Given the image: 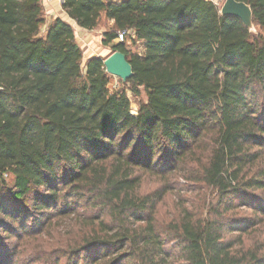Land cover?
Masks as SVG:
<instances>
[{
  "label": "trees",
  "instance_id": "1",
  "mask_svg": "<svg viewBox=\"0 0 264 264\" xmlns=\"http://www.w3.org/2000/svg\"><path fill=\"white\" fill-rule=\"evenodd\" d=\"M235 1L253 32L206 0H63L83 30L113 22L101 44L146 97L132 115L70 25L42 33L40 0H0V264L4 236L52 229L44 264H264V0ZM120 31L134 38L114 43Z\"/></svg>",
  "mask_w": 264,
  "mask_h": 264
},
{
  "label": "rangeland",
  "instance_id": "2",
  "mask_svg": "<svg viewBox=\"0 0 264 264\" xmlns=\"http://www.w3.org/2000/svg\"><path fill=\"white\" fill-rule=\"evenodd\" d=\"M213 2L218 8H221L225 0H206ZM111 26H108L107 21L103 18L100 20L98 27L96 30L92 33V37H90L89 44H85L84 42H79L78 45L80 46L83 54V60L82 64L84 65L87 59L90 57H100L102 59L107 58L111 51L109 48H105L102 46V31H109ZM45 31V27H42L41 32L43 33ZM86 38V37H85ZM85 38H81L80 40H84ZM85 41V40H84ZM116 43V42H114ZM125 46L128 48L131 54H138L142 55L144 52L143 46L140 42L133 43L130 39L128 42H126ZM108 89L110 92H115L121 89L125 90L126 96L129 99L130 102V113L134 112L132 115H136L139 106L142 102H145L146 97L143 92H141L140 97L136 98L134 97L127 89L124 87V85L121 83V81L118 78L110 76V83L108 85ZM7 184L9 187H12L13 185V179L12 178H6ZM157 182L153 180L152 178H146L143 191L148 192L155 188ZM173 199L168 196L164 200H162L156 208V214L159 221L167 220L168 217L171 215L173 207L172 203ZM80 213H82L81 210H78ZM59 225L55 226L56 231L60 233H64L65 229L63 227L69 223V221L66 218H63ZM63 224V225H62ZM53 230V229H52ZM49 232L42 230V233L40 236L31 237L30 239L24 238V239H17L14 236L7 237L4 236V246L13 248L14 254L11 255V261L12 264H44L46 262H51L55 257V252H53L54 247V237H56L54 231ZM3 234L1 233L0 236ZM40 242H42L40 245ZM47 247V248H46ZM41 248V250H39ZM15 249V250H14ZM39 250V251H38ZM51 250V251H50ZM93 257V256H92ZM90 257V258H92ZM92 259H89V261ZM58 264H64V260L59 261ZM78 264H87V262L84 259H80Z\"/></svg>",
  "mask_w": 264,
  "mask_h": 264
},
{
  "label": "water",
  "instance_id": "3",
  "mask_svg": "<svg viewBox=\"0 0 264 264\" xmlns=\"http://www.w3.org/2000/svg\"><path fill=\"white\" fill-rule=\"evenodd\" d=\"M220 15L238 18L245 28L254 31L251 8L243 2L225 0L220 8ZM103 65L108 75L118 78L123 84L133 77L132 67L121 52L110 54L104 59Z\"/></svg>",
  "mask_w": 264,
  "mask_h": 264
},
{
  "label": "crops",
  "instance_id": "4",
  "mask_svg": "<svg viewBox=\"0 0 264 264\" xmlns=\"http://www.w3.org/2000/svg\"><path fill=\"white\" fill-rule=\"evenodd\" d=\"M62 4H63V0H52L50 3L48 4H44V13H45V29L46 26L53 20L55 19H61L63 22L67 23L68 25H70L74 31V35H75V40L77 43L79 42H84L85 44H89L90 42V37H92V33L96 30L94 29L93 31H86L83 30L81 28H79L76 23L70 19L66 13L63 11L62 9ZM108 26H112L113 22L106 20ZM106 31H102L101 34H103ZM86 37V38H85ZM81 38H85L83 41L80 40ZM94 57V56H93ZM96 57V56H95Z\"/></svg>",
  "mask_w": 264,
  "mask_h": 264
},
{
  "label": "built area",
  "instance_id": "5",
  "mask_svg": "<svg viewBox=\"0 0 264 264\" xmlns=\"http://www.w3.org/2000/svg\"><path fill=\"white\" fill-rule=\"evenodd\" d=\"M42 2V4H48L50 3L52 0H40ZM131 37V38H134V34L133 32L131 31H120L117 33V38H116V43H122L124 42V40L127 38V37Z\"/></svg>",
  "mask_w": 264,
  "mask_h": 264
},
{
  "label": "bare ground",
  "instance_id": "6",
  "mask_svg": "<svg viewBox=\"0 0 264 264\" xmlns=\"http://www.w3.org/2000/svg\"><path fill=\"white\" fill-rule=\"evenodd\" d=\"M132 114H134V112H131Z\"/></svg>",
  "mask_w": 264,
  "mask_h": 264
}]
</instances>
